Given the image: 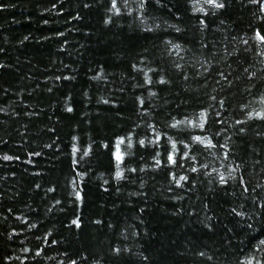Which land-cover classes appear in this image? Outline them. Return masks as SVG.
Here are the masks:
<instances>
[{
    "label": "trees",
    "instance_id": "obj_1",
    "mask_svg": "<svg viewBox=\"0 0 264 264\" xmlns=\"http://www.w3.org/2000/svg\"><path fill=\"white\" fill-rule=\"evenodd\" d=\"M217 2L0 0V264L264 259V0Z\"/></svg>",
    "mask_w": 264,
    "mask_h": 264
},
{
    "label": "snow or ice",
    "instance_id": "obj_2",
    "mask_svg": "<svg viewBox=\"0 0 264 264\" xmlns=\"http://www.w3.org/2000/svg\"><path fill=\"white\" fill-rule=\"evenodd\" d=\"M141 2L143 4V0H141ZM252 2H256V0H252ZM205 3H207L208 5L214 7L215 9H221V8H223L225 6L224 3L217 2V0H205ZM86 7H87V5H86ZM113 7L115 8V0H113ZM203 10H204L203 8H200L199 9V11H203ZM260 10L262 12H264V3L261 4ZM117 11H118V9H117ZM200 24L203 25L204 24V21L203 20H200ZM177 31H180V29H177ZM255 35H256V38L257 39H259L261 42H264V36H262L258 30L256 31ZM173 47H177V45H173ZM176 67L179 68L180 65L177 64ZM152 71H155V70H152ZM145 82L146 83H150V81H148V80H146ZM157 82L158 83H166L167 81L161 79V80H159ZM68 111H71V109L69 108ZM199 115L201 117H204L205 116V113L202 111ZM217 115H218V113H217ZM248 115L251 116L252 114L249 113ZM256 115L259 118H264V112H257ZM237 123H240V122L238 121ZM188 124L191 125L192 124V121H188ZM171 126L172 127H175L176 125L173 124ZM198 126L199 127H203V124H199ZM240 131L243 132L244 129L241 128ZM73 139H75V137H73ZM157 139H159V137H157ZM193 139H194V141H201V137H199V136L194 137ZM122 140H123V138H118L117 139V149H116V153H115V159H116L117 162H119L121 160V158H122L121 155H120V153H119V144L121 143ZM130 143L131 142L129 141V144ZM138 143L143 147V145H144L145 142L143 140H140V141H138ZM149 143H152V141H149ZM207 146L208 147H214V145L211 144V141L208 142ZM172 147H173V149H175L176 145L173 144ZM185 147H187V146H185ZM220 147L221 148H224L225 145H221ZM34 155H39V153H34ZM184 155H187V153H184ZM3 159L4 160H10V159H12V157L5 155L3 157ZM17 159H18V157H17ZM167 162L168 163H172V164H175L176 163V161L173 159L172 152H168V154H167ZM159 163H160V161H157V164H159ZM190 171L191 172H196L197 169L195 167H192V168H190ZM116 176L117 177H120L121 176V172L120 171H117L116 172ZM229 178H231V173H229ZM187 179H188L187 176H181L180 179L176 181V183L179 185L181 180H187ZM219 182H220V184H225L226 183V181H225V179H224L223 176H221L219 178ZM240 183H243V179H241ZM246 190L247 189H245V191ZM76 195H77V197H79V193H76ZM233 211L235 212V209H233ZM236 215L239 216V215H242V213H236ZM73 224H77V221H73ZM77 226H79V225L77 224ZM249 227H251V226L249 225ZM53 243H55V241H53ZM254 247L256 249H260V248L264 247V239L259 240L258 243ZM25 251H27V249H25ZM113 251H117V250L116 249H113ZM71 264H75V262H71ZM245 264H264V259H257L254 254L253 255H249L246 258Z\"/></svg>",
    "mask_w": 264,
    "mask_h": 264
},
{
    "label": "rangeland",
    "instance_id": "obj_3",
    "mask_svg": "<svg viewBox=\"0 0 264 264\" xmlns=\"http://www.w3.org/2000/svg\"><path fill=\"white\" fill-rule=\"evenodd\" d=\"M205 1V0H204ZM201 2V1H200ZM202 3V2H201ZM203 4V3H202ZM199 5H200V3H199Z\"/></svg>",
    "mask_w": 264,
    "mask_h": 264
}]
</instances>
